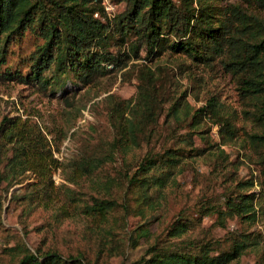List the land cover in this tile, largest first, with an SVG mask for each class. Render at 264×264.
<instances>
[{
	"label": "rangeland",
	"instance_id": "obj_1",
	"mask_svg": "<svg viewBox=\"0 0 264 264\" xmlns=\"http://www.w3.org/2000/svg\"><path fill=\"white\" fill-rule=\"evenodd\" d=\"M101 2L104 15L94 17L107 22L111 36L92 51L110 59L97 66L93 57L81 68L74 57L78 70L63 74L62 85L44 88L28 76L43 41L34 27L7 45L0 123L17 119L46 168L11 173V144L0 133V264L15 263L26 249L80 254L93 264H138L155 238L211 242L213 253L244 239L248 246L227 264H264V93L242 91L241 75L220 56L201 63L169 49L132 51L135 37L117 25L126 3ZM209 3L215 25L223 22L226 31L238 24L234 7L264 19V6L253 0ZM142 86L152 97L151 115L142 116ZM124 124L126 136L117 140ZM168 154L175 163L168 164ZM83 157L100 166L88 175L74 172L71 164ZM146 158L156 166L144 172ZM94 198L116 205L105 217L89 216L84 208ZM229 200L238 212L228 209ZM178 222L189 228L169 236Z\"/></svg>",
	"mask_w": 264,
	"mask_h": 264
},
{
	"label": "trees",
	"instance_id": "obj_2",
	"mask_svg": "<svg viewBox=\"0 0 264 264\" xmlns=\"http://www.w3.org/2000/svg\"><path fill=\"white\" fill-rule=\"evenodd\" d=\"M102 0H0V65L5 62L7 45L12 38L23 30L34 27L42 33L43 41L39 45L35 57L30 64L29 75L41 86L54 88L62 85L63 74H69L73 69L74 57H78V65L97 58V66L110 58L102 54L96 57L92 48L97 45H107L110 32L96 14L104 15ZM125 2L127 8L118 15V32L123 35L131 33L135 43L130 49L135 51L144 46L148 52L161 54L165 49L174 53L181 52L196 62L206 63L213 57L220 56L226 68L236 71L240 77L242 91L248 94L264 93V19L256 15L248 16L243 10L234 7L232 13L238 24L225 30V24L220 21L215 25L216 7L209 0H180L185 5H177L175 0H117ZM259 6H264V0H253ZM197 6V8L195 6ZM170 34L171 38L167 37ZM168 38V39H167ZM242 49L238 52L239 46ZM227 54V57L224 55ZM53 73L44 75V71ZM83 65V66H82ZM84 71V77L89 72ZM3 74L12 76L10 72ZM5 77V78H13ZM142 116L152 114L150 111L152 97L143 87ZM264 107V100H263ZM121 124V123H120ZM122 125L119 138L126 136ZM131 131L136 127L130 123ZM122 131V132H121ZM0 133L11 144L10 165L11 173L32 169L45 172L44 160L36 159L31 149V135L17 119L3 117L0 123ZM121 140V141H122ZM168 164L176 162L173 155L166 157ZM53 161H55L53 159ZM100 166V160L93 157H83L74 161L71 168L82 175L91 174ZM153 158H146L141 165L144 172L155 167ZM51 172H49L50 175ZM145 174V173H143ZM147 189V183L144 181ZM144 189V191H145ZM147 192V191H145ZM144 192V194H145ZM228 209L238 212L235 201H228ZM1 205V203H0ZM116 205L113 199H93L84 211L89 216L105 217L108 211ZM245 212L246 210L239 209ZM189 228V223L178 222L169 230V236H177ZM147 237V235H146ZM150 238V237H149ZM148 238V239H149ZM132 246L137 244L135 238L130 239ZM249 242L233 240L228 249H215L211 242L198 244L193 239H186L180 243H162L158 238L148 245L144 254L137 261L138 264H227L238 258ZM10 264H93L91 260L78 254L76 257H64L55 250L34 251L25 250L22 256Z\"/></svg>",
	"mask_w": 264,
	"mask_h": 264
}]
</instances>
